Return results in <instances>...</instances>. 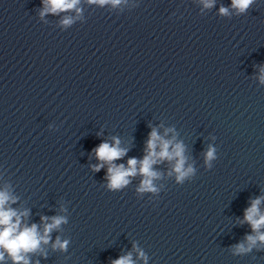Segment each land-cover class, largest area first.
I'll return each instance as SVG.
<instances>
[{
  "label": "clouds",
  "instance_id": "9594fccd",
  "mask_svg": "<svg viewBox=\"0 0 264 264\" xmlns=\"http://www.w3.org/2000/svg\"><path fill=\"white\" fill-rule=\"evenodd\" d=\"M126 0H88L90 4L100 6L111 5L118 7ZM204 8H212L215 0H200ZM80 0H43V10L41 17L46 13L59 14L69 10H75L77 14L81 9L77 7ZM256 3V0H231V9L236 14H244ZM219 14L222 16L230 15V9L224 6L219 8ZM74 18L65 16L61 24L64 27L72 25ZM258 79L264 85V66L259 68ZM171 131V129L167 130ZM113 143L101 142L93 149L96 159L99 163L92 165L94 172L100 171L107 165L105 179L108 190L118 192L126 188L132 181V178L139 175L142 179L136 188L138 194L152 193L158 194L160 187L155 183L161 179V173L154 169V165L168 161L172 164L169 175L175 173L176 182L183 184L186 180L195 175V169L192 165L186 166L187 157L185 156V146L183 142H175L173 139H164L160 136L156 128H152L146 141L145 155L142 159L135 157L129 158L127 164H116L115 161L122 159L128 152V149L121 147L119 138L114 137ZM216 148L208 146L204 153V163L206 167L211 168L212 162L216 160ZM16 202V197L12 196L7 189L0 190V262L5 260V253L13 261V264H31L30 254L40 253L47 257L44 245L49 244L51 233L60 228L62 224L67 223L64 215L52 217L42 216L40 226L33 223L30 226L23 223V219L29 215L28 210L18 211L9 205ZM264 203V196L257 197L250 202V206L244 210L243 220L240 224L247 223L252 233L245 236L244 241L232 246L231 251L234 256H244L256 251H264V211L261 210V204ZM65 211V209H61ZM70 241L61 240L58 236L52 244L53 250L67 251ZM135 247V246H134ZM139 252L141 259H147L143 251ZM38 264V262H37ZM111 264H134L132 254L120 256L112 260Z\"/></svg>",
  "mask_w": 264,
  "mask_h": 264
}]
</instances>
